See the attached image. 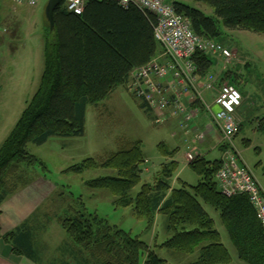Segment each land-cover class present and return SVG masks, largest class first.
Listing matches in <instances>:
<instances>
[{
	"label": "trees",
	"instance_id": "trees-1",
	"mask_svg": "<svg viewBox=\"0 0 264 264\" xmlns=\"http://www.w3.org/2000/svg\"><path fill=\"white\" fill-rule=\"evenodd\" d=\"M197 1L212 8L214 15L182 2L173 3L177 13L190 20L197 35L219 39L221 26L264 35V0ZM156 22L154 14L135 6L122 7L114 0H87L81 15L70 12L62 1L55 12V29L50 32L49 25L50 34L45 40L41 84L0 150V217L3 203L34 181L28 170L39 159L28 151V145L42 146L55 137L84 136L89 106L98 105L121 86L128 89L131 73L164 52L155 38ZM193 60L203 77L214 65L203 53H197ZM141 106L152 117L151 110L144 103ZM161 151L170 160L162 165L153 182L142 185L137 196L132 191L143 182L141 164L145 162L139 142L120 149L100 164L86 159L71 171L81 173L98 167L117 170V176L90 180L88 187L110 190L117 207H133L139 218L148 219L149 228L155 215L163 214L170 237L162 246L183 255L198 252L199 259L193 264L232 261L203 204L220 212L240 261L264 264V226L249 197H228L218 186L223 158L211 161L199 156L189 162L201 181L197 186L184 184L177 189L172 179L178 168L174 158L178 150L161 147ZM58 194L54 195V207L58 199L62 202ZM45 207L6 234L0 222V240L36 264H140L143 254V264H167L139 237L88 212L81 199L62 204L63 209L54 212L53 217ZM53 220L65 237L49 251L42 234Z\"/></svg>",
	"mask_w": 264,
	"mask_h": 264
},
{
	"label": "rangeland",
	"instance_id": "rangeland-1",
	"mask_svg": "<svg viewBox=\"0 0 264 264\" xmlns=\"http://www.w3.org/2000/svg\"><path fill=\"white\" fill-rule=\"evenodd\" d=\"M167 1L173 3L174 0ZM176 1L198 8L209 16L214 15L212 8L197 0ZM48 2L41 0L36 7H29L0 0V150L41 84L45 70V40L51 32L46 18ZM221 31L222 36L215 41L231 51L232 59L227 61L218 55H210L214 65L207 76L214 81V85L230 84L241 91L244 104L237 118L242 123L240 133L231 140L215 136L218 148L210 147L207 158L213 161L222 158L228 150L238 152L264 190V35L230 30L224 26H221ZM208 94H205V104L199 102L194 104L195 108L192 107L193 111L197 110L193 126L196 123L200 126L198 120H202L203 125H214L208 107L213 106L214 111L218 108L213 105L215 96ZM170 125L153 122L141 102L126 86H121L106 100L89 106L84 136L55 137L42 146L28 145V151L39 159V163L28 170L29 177L34 181L26 193L41 196L51 217L54 212L61 211L62 204L81 199L88 212L96 213L109 224L139 237L167 264H193L199 259L198 252L183 255L162 246L170 237L167 218L163 214L155 215L154 224L149 228L148 219L139 218L133 207H117L110 190L88 187V181L117 176V170L98 167L81 173L71 171L86 159L92 158L100 164L120 149L139 142L145 156V162L141 164L143 182L134 188L133 196L139 194L145 182H153L162 165L170 160L164 156L161 147L169 151L178 150L174 157L178 168L172 179L173 188H182L184 184L197 186L201 178L186 159L188 144L177 146L176 139L172 138L177 128ZM196 149L200 154V148ZM57 193L62 202L58 199L54 207L52 203ZM203 205L214 219L215 228L230 252L232 261L229 264H245L238 258L222 224L220 212ZM50 227L42 235V242L49 251H53L59 239L65 237V232L55 220L51 221ZM145 259L146 254H143L140 264Z\"/></svg>",
	"mask_w": 264,
	"mask_h": 264
},
{
	"label": "built area",
	"instance_id": "built-area-1",
	"mask_svg": "<svg viewBox=\"0 0 264 264\" xmlns=\"http://www.w3.org/2000/svg\"><path fill=\"white\" fill-rule=\"evenodd\" d=\"M21 6L36 7L41 0H8ZM122 7L135 6L157 17L155 38L162 44L164 52L149 64L136 68L130 76L129 92L144 103L152 112L153 121L163 124L173 118L178 128L193 135L197 145L206 141L212 130L227 140L240 133L241 122L237 113L243 104L240 90L230 84L220 85L209 106L214 125L202 130L194 124L195 103L205 104V94L214 93V81L199 74L193 58L197 53L218 55L229 61L231 51L216 42L197 35L188 18L177 13L173 3L167 0H114ZM87 0H65L70 12L81 15ZM186 159L192 162L200 156L197 147L186 139ZM233 149V148H230ZM223 166L217 174L220 190L228 197L246 195L253 204L258 218L264 226V190L252 171L243 163L238 152L228 150L223 155Z\"/></svg>",
	"mask_w": 264,
	"mask_h": 264
},
{
	"label": "crops",
	"instance_id": "crops-1",
	"mask_svg": "<svg viewBox=\"0 0 264 264\" xmlns=\"http://www.w3.org/2000/svg\"><path fill=\"white\" fill-rule=\"evenodd\" d=\"M174 2H176V0H174L173 3ZM219 89H220L219 84H216V89H215L213 95L217 94ZM208 95H210L212 97L211 92H209ZM243 104H244V100H243ZM243 104H242V106H243ZM242 106H241V108H242ZM241 108H240V110H241ZM240 110H239V113H240ZM197 119H198V116H196V120ZM165 123H169V124H171L170 127L173 126V127H176L178 129V132H176L177 131V129H176L172 134V138L176 139L177 146H179V144H181V143L185 144L186 139H188L190 144H193L195 147L200 148V150H201L200 154L205 156V157H208V154L211 150L210 147H213V149L218 148L219 142L214 137L219 136V135L215 131L213 132L212 130H210L208 132V134H210L211 136L208 135L205 142L197 145L196 142H194L193 135L188 134V133H184L178 128V122L176 119L170 118ZM198 123L200 124L199 127L202 130H205V126H209V124L203 125L204 122L202 120L201 121L198 120ZM163 124L160 123V125H163ZM196 125L198 126L197 123H196ZM213 140L215 142H212ZM31 185L32 184H30L29 186L18 191L15 195H13L9 199H7L3 203V205L1 206L2 215L0 217V222H1L3 234H6L8 232L13 231L20 224H22L24 221L29 219L34 213L37 212V210L39 208L44 206L43 204L46 203V202H44L45 201L44 199L41 200V198H42L41 196L34 197L33 195L26 193L27 189H31V188H29V187H32ZM49 227H48L47 231H49ZM52 227L53 226L51 225L50 228H52ZM46 233L47 232L45 231L43 234H46ZM63 239H64L63 237L61 239H59V241L56 243V246L53 247V249H55L62 242ZM0 264H36V263L31 261L27 257L16 254L13 251V248L11 247V245L9 243H7L5 240L1 239L0 240Z\"/></svg>",
	"mask_w": 264,
	"mask_h": 264
},
{
	"label": "water",
	"instance_id": "water-1",
	"mask_svg": "<svg viewBox=\"0 0 264 264\" xmlns=\"http://www.w3.org/2000/svg\"><path fill=\"white\" fill-rule=\"evenodd\" d=\"M63 0H49L46 8V18L50 25V31L53 32L55 29V12L61 5Z\"/></svg>",
	"mask_w": 264,
	"mask_h": 264
}]
</instances>
